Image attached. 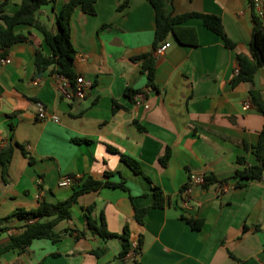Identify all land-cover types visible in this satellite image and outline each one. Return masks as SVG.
Instances as JSON below:
<instances>
[{
  "label": "crops",
  "instance_id": "obj_1",
  "mask_svg": "<svg viewBox=\"0 0 264 264\" xmlns=\"http://www.w3.org/2000/svg\"><path fill=\"white\" fill-rule=\"evenodd\" d=\"M165 1L172 16H219L235 48H226L202 21L191 18L181 27L195 29L197 45L185 46L168 36L170 47L155 55V10L148 1L129 0L119 11L120 0H96L93 15L80 8L71 15L74 69L85 81V93L81 99H66L58 93L61 77L52 72L55 67L39 70L36 65L35 50L44 57L52 55L42 34L31 26L15 27L14 32L28 36L29 42L14 43L0 58V148L14 145L8 182L0 178V218L17 209L36 210L41 200L63 201L87 177L123 183L125 189L106 187L79 196L71 219L54 228L62 236L58 242L32 241L23 254L6 252L0 264H264V179L248 181L243 188L233 187V180L221 190L195 188L191 197L181 193L191 173L223 180L241 168L238 156L247 166L255 163L242 144L257 142L264 117L249 101V84L231 85L236 56H251L250 4ZM67 2L49 0L38 9L37 19L48 31L55 32V17ZM20 3L0 0V12L12 15ZM140 55L155 59V89L148 88L141 63L134 59ZM128 88L147 95L130 100ZM254 88L264 100L262 68L256 71ZM36 102L58 121L38 120ZM113 102L120 108L113 110ZM15 145H23L34 161L29 163ZM167 149L170 157L162 167L159 159ZM120 155L137 161L142 175ZM64 177L72 184L60 187ZM153 186L162 191L165 205L148 210L139 224L134 208L150 206ZM91 205L96 218L104 214L110 232L122 234L127 227L129 242L141 243L139 255L118 258L119 240H103L87 231L83 208ZM182 218L202 220V228L191 229ZM23 224L13 217L4 222L1 226L8 229L0 232V244L19 233ZM83 232L86 237H80Z\"/></svg>",
  "mask_w": 264,
  "mask_h": 264
},
{
  "label": "trees",
  "instance_id": "obj_2",
  "mask_svg": "<svg viewBox=\"0 0 264 264\" xmlns=\"http://www.w3.org/2000/svg\"><path fill=\"white\" fill-rule=\"evenodd\" d=\"M96 0H68L63 6L61 13L55 17V32H50L42 25L37 19V11L43 6L47 5L49 0H21L20 7L12 15H5L0 12V58L5 57L7 50L16 42H29V38L26 35L18 34L14 32L15 27L18 25L31 26L42 34L46 45L52 50L51 57H44L42 53L37 49L35 50V62L39 70H46L50 66H54L55 72L59 77L66 78L69 80L71 90L73 91L76 87V78L74 69L75 49L71 44L70 40V19L72 12L77 8L86 15H93L95 9ZM121 3L118 6L119 11H124L128 7L129 0H120ZM155 10V33L153 41V49L156 50L161 43H164L168 36H173L178 43L185 46L197 45L196 31L194 28H183L181 24L185 23L191 18H196L202 21L204 27L218 36L224 43V46L228 49H234L235 44L230 41L225 35L224 28L219 16L217 15H204L203 13H190L180 14L172 16L167 14V2L165 0H146ZM252 15V32L250 35L249 49L251 52L250 58L245 57L243 54L236 56L237 61V73L231 80V85L236 86L239 83H247L250 85L249 90V101L251 105L264 117V100L262 99L261 93L254 88V77L256 71L259 68L264 69V23L263 19L257 16L254 6L251 0H248ZM136 61L141 63V72L147 78L148 88L155 89L154 85V74L156 71L155 59L152 55L137 56L134 58ZM126 97L133 100V97L140 94L143 96L147 95V91L140 89H126ZM120 108L119 104L113 102V110ZM136 128L139 131H144L139 124L135 123ZM79 142H89V140H82ZM22 151V155L28 158L29 163L34 160L25 150L23 145H15ZM244 150L251 151L254 155L255 163L247 166L244 158L238 156L236 163L241 168H237L233 176L229 179H218L213 174L204 176V184L199 188L202 191H207L212 186H217L220 190L222 185L227 183L229 180H233V187L243 188L246 186L248 181L252 180H263L264 179V118L263 127L259 132V139L254 145L242 144ZM113 152L118 153L117 150L111 148ZM14 153V145L6 144L0 148V178L2 183L8 182L7 174L8 167ZM119 154V153H118ZM170 157V150L167 149L164 156L159 159V163L162 167H166ZM120 160L125 163L131 170L138 175H142L141 168L137 161L134 159L120 155ZM108 175V174H107ZM106 187H117L125 189L123 183L113 182H100L87 177L78 189H74L71 196L63 201L55 203H47L43 200L39 202V206L36 210L26 211L25 209H17L11 214L4 218H0V232L6 231L8 228L2 227L1 225L6 222L9 218H17L23 221L24 224L21 227V231L17 234H10L4 243L0 244V258L8 251H17L18 254H23L26 249L30 246L32 241L35 240H50L54 243L58 242L61 235L57 234L54 230L56 225L63 220H70L72 217L71 207L76 204L79 196L92 192L99 191ZM185 187L181 189L183 193ZM153 198L149 207L138 210L134 208L135 219L141 224L148 210L152 208L162 209L165 205L166 200L163 197L162 191L153 186ZM84 219L87 224V231L95 236H99L103 240H109L116 238L121 242V251L118 254V258H124L127 256L130 250L129 233L127 227L124 229L122 234H116L110 232L105 223L104 214L101 213L100 217L96 218L93 215L94 206H87L83 208ZM191 229H201L203 222L199 219H187L182 218ZM30 221V222H29ZM257 229V227L255 228ZM66 232H70L67 230ZM85 232L80 233V237H86ZM141 243L137 244L135 248L136 256L140 254ZM95 255L99 253L93 251Z\"/></svg>",
  "mask_w": 264,
  "mask_h": 264
},
{
  "label": "built area",
  "instance_id": "obj_3",
  "mask_svg": "<svg viewBox=\"0 0 264 264\" xmlns=\"http://www.w3.org/2000/svg\"><path fill=\"white\" fill-rule=\"evenodd\" d=\"M254 9L257 13V16L261 17L263 19V23H264V3L262 0H251ZM170 47L169 43H161V45H159L157 47V49L155 50V55L158 54H163L168 48ZM2 62L7 63L8 60L3 59ZM237 69L235 70V73H237ZM76 87L75 89L72 91L71 90V85L69 80H67L66 78H59V83H57V88H58V93L62 96H64L66 99H72L73 97H77L78 99H81L84 97V85H85V81L82 77L77 76L76 78ZM36 107H37V112H36V118L38 120L44 121V120H54V121H58V118L56 115L54 114H48V112L46 111V109L44 108V106L40 103L36 102ZM249 106L246 105L245 109H247ZM72 184V179L68 178V177H64L62 179H60L58 185L60 187H66ZM202 184H204V176L200 175V174H195V173H191L189 174V178L187 179V183L185 185V188L183 190L182 195L184 197H191L193 195V190L195 188H199ZM30 222V221H29ZM137 247L136 242H131L130 243V250L127 254V256L129 257H136L135 254V248Z\"/></svg>",
  "mask_w": 264,
  "mask_h": 264
}]
</instances>
